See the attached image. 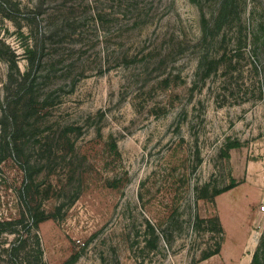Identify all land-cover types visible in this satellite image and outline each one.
<instances>
[{
	"label": "rangeland",
	"instance_id": "374dc122",
	"mask_svg": "<svg viewBox=\"0 0 264 264\" xmlns=\"http://www.w3.org/2000/svg\"><path fill=\"white\" fill-rule=\"evenodd\" d=\"M3 2L0 121L9 60L42 50L0 264H264V0Z\"/></svg>",
	"mask_w": 264,
	"mask_h": 264
},
{
	"label": "trees",
	"instance_id": "16d2710c",
	"mask_svg": "<svg viewBox=\"0 0 264 264\" xmlns=\"http://www.w3.org/2000/svg\"><path fill=\"white\" fill-rule=\"evenodd\" d=\"M5 0H0V4L4 3ZM41 41V39H40ZM27 52L28 55V61L30 68L24 72L22 75H18L14 77V70L17 69V65L14 59L9 60V72H8V80L5 83V91H6V97H5V105L3 106V113H2V119L0 121L1 126V132L2 136L0 139V147L1 152H5V150H10L11 152L18 151L19 144H20V137H18L16 133V128H13V124L15 123V120L20 117H26L27 115H30L32 111L37 112L39 110L38 108V99H36V96L33 94V90L31 87L30 82V73L33 70L35 66L40 62V53L42 50L41 45L39 44V41L37 43H34V45H27ZM30 85V86H28ZM112 145L116 147L115 141H113ZM4 147V148H3ZM5 155L0 156V159H4ZM231 185H228L224 188L227 189ZM221 191V190H220ZM219 192V191H218ZM23 217H25V214H23ZM48 216L44 213V211H39L38 213H30V224L28 226V230L32 227H37L40 222L45 220ZM17 223L22 224L24 227L26 226L24 224L23 218H20L19 221L12 222L10 220H2L0 221V235L6 231L10 230L13 233L18 232V225ZM38 242V241H37ZM23 242L18 241L14 243L13 245H10L5 250H20L21 247H23ZM212 253H204L202 259L207 258L211 256ZM27 254V253H26ZM27 255L23 258V260H19V258H16L15 262L16 264H29L28 260L26 259ZM258 259V253L255 252L253 254V260ZM11 262H13L11 260ZM14 263V262H13ZM35 264H38L37 262Z\"/></svg>",
	"mask_w": 264,
	"mask_h": 264
},
{
	"label": "built area",
	"instance_id": "2783aa9c",
	"mask_svg": "<svg viewBox=\"0 0 264 264\" xmlns=\"http://www.w3.org/2000/svg\"><path fill=\"white\" fill-rule=\"evenodd\" d=\"M259 210H260L261 212H264V199H263L262 204L260 205Z\"/></svg>",
	"mask_w": 264,
	"mask_h": 264
}]
</instances>
